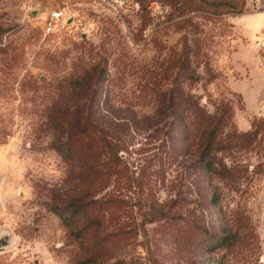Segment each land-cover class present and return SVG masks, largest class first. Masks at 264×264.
I'll return each mask as SVG.
<instances>
[{
  "label": "rangeland",
  "instance_id": "obj_1",
  "mask_svg": "<svg viewBox=\"0 0 264 264\" xmlns=\"http://www.w3.org/2000/svg\"><path fill=\"white\" fill-rule=\"evenodd\" d=\"M57 10L67 27L46 34ZM0 31V264H264V0H143L124 18L0 0ZM76 108L103 129L92 162L55 150ZM86 191L75 237L54 207Z\"/></svg>",
  "mask_w": 264,
  "mask_h": 264
},
{
  "label": "trees",
  "instance_id": "obj_2",
  "mask_svg": "<svg viewBox=\"0 0 264 264\" xmlns=\"http://www.w3.org/2000/svg\"><path fill=\"white\" fill-rule=\"evenodd\" d=\"M137 2L139 4L138 11H140L143 0H137ZM232 10H235L238 13L242 12L241 9L238 10L236 8L228 9L227 12H231ZM1 33L2 32L0 31V34ZM183 99L184 98L179 101V104L174 103V106L181 107L180 102L183 101V103L188 104V107H184L185 111L190 109L191 107L196 110L200 108L198 103L196 104L193 101L187 102L186 99ZM90 116L91 110L88 108L86 110L76 108L72 111H63L62 118L63 120H65V122L61 126V130L62 133L66 135V139L64 140V142L55 144V150L65 160L75 161L76 159H84L86 162H92L95 159L101 157L102 154L107 152L108 146L104 145V137L101 135L103 129H101L100 126L92 123ZM210 126L211 124L209 123V121L203 119L202 128L204 129V131L202 132V138L205 141V145L202 151L199 153L198 163L200 164L199 168L204 169L206 173L215 171L213 163L207 159L212 148V143L215 141L214 133L210 135L205 132L209 129ZM104 149H106V151H104ZM93 166H96L95 169L100 172L98 168V161H95L91 167L87 168V170L93 169ZM86 193L87 191L84 193V195L69 194V199L66 201L67 203L63 204L62 206L54 207V210L60 217L63 225L70 229L71 235L75 237L80 236L82 231L84 230L85 227L78 229L77 225L84 214H86L85 212L87 211L85 209L92 204L91 202L87 201ZM100 217L94 216V220L99 223L101 219Z\"/></svg>",
  "mask_w": 264,
  "mask_h": 264
},
{
  "label": "built area",
  "instance_id": "obj_3",
  "mask_svg": "<svg viewBox=\"0 0 264 264\" xmlns=\"http://www.w3.org/2000/svg\"><path fill=\"white\" fill-rule=\"evenodd\" d=\"M97 5L108 9L119 18L129 16L139 10L137 0H93ZM44 31L46 34L55 31H62L67 27V20L62 10L52 12L44 21Z\"/></svg>",
  "mask_w": 264,
  "mask_h": 264
},
{
  "label": "water",
  "instance_id": "obj_4",
  "mask_svg": "<svg viewBox=\"0 0 264 264\" xmlns=\"http://www.w3.org/2000/svg\"><path fill=\"white\" fill-rule=\"evenodd\" d=\"M13 244L12 236L8 231L0 233V251L7 247H11Z\"/></svg>",
  "mask_w": 264,
  "mask_h": 264
}]
</instances>
